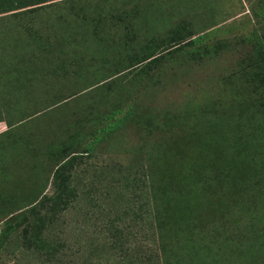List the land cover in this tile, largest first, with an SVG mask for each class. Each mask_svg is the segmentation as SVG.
<instances>
[{
  "label": "trees",
  "instance_id": "1",
  "mask_svg": "<svg viewBox=\"0 0 264 264\" xmlns=\"http://www.w3.org/2000/svg\"><path fill=\"white\" fill-rule=\"evenodd\" d=\"M183 3L184 0H178L174 10L170 0H0V79L15 76L18 81L30 76L29 83L3 85L21 91L5 100L0 136L27 123L33 126L36 118L78 101L72 104L71 119L67 117L72 124L62 121L64 113L41 122L44 130L57 120L54 135L36 140L41 129L37 126L16 132V140L11 144L16 149L14 154L23 151L29 155V159L20 160L24 165L32 163L35 167L34 158L39 160L36 173L42 175L33 182L35 185L30 178L31 192L21 191L15 185L5 187L2 182L0 249L18 227L13 222L18 218L25 223L23 246L49 256L58 251L57 246L48 242L47 233L59 209L77 197L72 180L74 168L86 165L90 157L99 154L105 141L126 129L127 123H136L137 128L145 126L150 132L157 127L151 122L150 107L144 119L142 111L139 116L134 111L138 110L143 91L157 87L171 64L202 63L205 58L217 57L228 46L227 39L207 40L190 18L179 14ZM253 11L255 18L264 19V4ZM145 16L149 19L145 20ZM170 17L174 18L172 24L164 27ZM246 40L250 50L223 80L230 83L233 91L228 115L221 112L210 118V122L219 123V130L203 137L191 132V144L196 150L188 154L189 158L166 160L160 153L156 156L158 161H149L145 167L151 190L147 203H154V208L151 206L159 224H166V218L179 222L187 220L188 215L194 217L199 210L195 191L200 189L208 195L213 186L222 188L226 182L222 174L228 179L232 175V202L240 188L233 181L257 173L256 157L261 153L264 156V33L258 35L253 31ZM20 107L21 115H9ZM224 107L220 108L225 111ZM35 109L38 112L32 114ZM214 109L212 106L211 110ZM163 117L166 126L177 123L172 117ZM231 129V142L210 141L225 139ZM16 141L22 144L17 146ZM11 159L10 163L17 164ZM7 166V162L3 164ZM18 176L19 173L7 180L15 184ZM0 177L6 181L4 176ZM8 194V200H3Z\"/></svg>",
  "mask_w": 264,
  "mask_h": 264
},
{
  "label": "rangeland",
  "instance_id": "2",
  "mask_svg": "<svg viewBox=\"0 0 264 264\" xmlns=\"http://www.w3.org/2000/svg\"><path fill=\"white\" fill-rule=\"evenodd\" d=\"M170 1L175 10L178 0ZM262 4L264 0H184L179 14L190 18L207 40L227 39L228 46L217 57L205 58L202 63L171 64L157 87L143 91L138 110L134 111L135 116L142 111L144 119L150 107L151 122L157 127L150 132L145 126L137 128L136 123H127L126 129L117 131L105 141L99 154L90 157L86 165L74 168L72 180L77 197L59 209L47 233L48 242L57 246L58 251L49 256L23 246L25 223L15 218L13 222L19 225L0 249V264H264L262 153L256 157L255 176L243 175L233 181L240 188L236 189L232 202L229 187L232 175L228 179L222 174L226 178L222 188L213 186L208 195L200 189L195 191L199 210L194 217L188 215L189 219L179 222L166 218V224L160 221L163 226L157 221L155 209V213L153 211L154 203L148 204L150 176L145 169L149 161L151 164L158 161L156 156L160 153L166 160L189 158L196 150L191 144L194 139L191 132L203 137L219 130L216 126L219 123L210 122V118L221 112L228 115L233 91L230 83L223 80L250 50L246 37L253 31L258 35L264 33V19L255 18L253 13ZM173 19L170 17L164 27L170 26ZM218 21L223 23L213 24ZM77 103L59 106L36 118L33 126L27 123L17 131L0 136V176L6 179L2 181L0 177V189L15 185L21 191L31 192L30 178L35 185L33 182L42 175L36 173L39 160L34 158L35 167L30 165L32 163L24 165L20 160L29 159V155L23 151L14 154L16 149L11 144L16 140V132L37 126L41 129L36 140L54 135V127L59 122L53 120L54 125L49 123L44 130L41 122L64 113L62 121L72 124L69 112L73 111L72 104ZM221 105H226L225 111ZM163 116L172 117L177 123L173 127L166 126ZM2 140H5L4 145ZM210 141L231 142L232 129L227 131L225 139L212 138ZM258 142L261 143V138ZM19 144L21 141H16L15 145ZM9 158L17 164L10 163ZM6 162L8 166L3 167ZM18 173L15 184L7 180ZM8 195L3 196V200H8L11 196Z\"/></svg>",
  "mask_w": 264,
  "mask_h": 264
},
{
  "label": "crops",
  "instance_id": "3",
  "mask_svg": "<svg viewBox=\"0 0 264 264\" xmlns=\"http://www.w3.org/2000/svg\"><path fill=\"white\" fill-rule=\"evenodd\" d=\"M150 1V0H149ZM148 0H146V2H149ZM154 1V0H153ZM156 2V1H155ZM196 2V1H195ZM162 5V4H161ZM182 6V5H180ZM169 9V6L167 7ZM149 19L147 16H145V20ZM33 75V74H32ZM28 77H30L29 75L25 76V77H20V79L17 81L15 78V76H13V78H10V79H7V78H4V79H0V114H3V112H5V108H6V104H5V100L11 96V94H15V93H18L20 92L21 90H18L17 88H15L16 90H14L13 88H6L4 87L3 85L5 84H8L9 82L10 83H17V82H22V83H29L28 82ZM20 96V95H19ZM38 109H35L33 110L32 114L34 113H37ZM23 113V108L20 107V109L18 110H13L12 112H10L9 115H21Z\"/></svg>",
  "mask_w": 264,
  "mask_h": 264
}]
</instances>
